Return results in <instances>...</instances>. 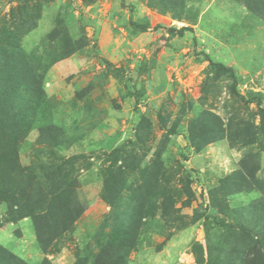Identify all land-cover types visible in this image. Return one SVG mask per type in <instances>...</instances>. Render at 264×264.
<instances>
[{
  "label": "rangeland",
  "instance_id": "1",
  "mask_svg": "<svg viewBox=\"0 0 264 264\" xmlns=\"http://www.w3.org/2000/svg\"><path fill=\"white\" fill-rule=\"evenodd\" d=\"M0 28L41 89L14 214L0 181L1 247L242 264L264 226V0H0ZM41 195L51 218L26 212Z\"/></svg>",
  "mask_w": 264,
  "mask_h": 264
},
{
  "label": "trees",
  "instance_id": "2",
  "mask_svg": "<svg viewBox=\"0 0 264 264\" xmlns=\"http://www.w3.org/2000/svg\"><path fill=\"white\" fill-rule=\"evenodd\" d=\"M140 27L145 28L143 25H140ZM5 36L7 35H5L4 30L0 28V181L7 192L5 201L9 208V213L11 214L15 212L12 206L20 203V199H17V195L13 194L15 186H17L15 178H19L24 171L20 168L17 161V148L20 140L27 131L26 106L31 108L32 111H35L40 102L41 89L39 81H35L36 76L28 73L30 70L27 67L26 60L18 50L17 37L15 35L12 37ZM209 67L214 72H229L232 74L230 67H226L218 62L210 60ZM51 128L53 127L48 126L41 130L51 132ZM49 200H44L42 195L39 196V199L35 202L36 204L30 205V208H28L29 205L26 206V209H28V211H26L28 212L27 214L39 218L38 211L36 212V210L41 209L47 214L46 217L51 218L52 215L50 214L52 213L50 207L53 200ZM79 210L80 208L78 207L71 220L79 214ZM16 212V216L22 217L23 214L21 215L19 213L21 211ZM65 228L66 226L64 229ZM36 232L38 237L43 241L42 238L45 239L43 235L44 232H42L40 228H36ZM60 232L61 231L55 230L52 236H56ZM245 232L246 234L251 233L246 230ZM46 234L48 237L51 236V232H46ZM253 235H255V240L253 241L254 248L251 252H248L249 254L247 256L242 258V264H264V226L257 228V231L253 233ZM124 247V252L121 255L113 254L106 258H103L102 250L101 253L94 257L92 264H112L115 261L122 263L125 252L129 250L131 246ZM103 260L105 262H102ZM83 261L79 263L85 264ZM0 264L28 263L0 246ZM40 264L50 263L44 259Z\"/></svg>",
  "mask_w": 264,
  "mask_h": 264
}]
</instances>
